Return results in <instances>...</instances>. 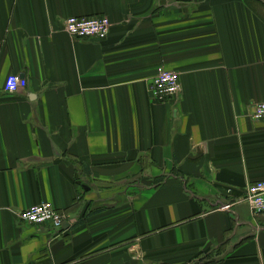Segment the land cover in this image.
<instances>
[{
	"label": "crops",
	"instance_id": "1",
	"mask_svg": "<svg viewBox=\"0 0 264 264\" xmlns=\"http://www.w3.org/2000/svg\"><path fill=\"white\" fill-rule=\"evenodd\" d=\"M162 68L172 104L148 94ZM259 102L264 0H0V264H264ZM43 201L69 225L20 221Z\"/></svg>",
	"mask_w": 264,
	"mask_h": 264
},
{
	"label": "built area",
	"instance_id": "2",
	"mask_svg": "<svg viewBox=\"0 0 264 264\" xmlns=\"http://www.w3.org/2000/svg\"><path fill=\"white\" fill-rule=\"evenodd\" d=\"M110 19L106 16H71L65 20L64 29L75 39L105 38L111 29ZM4 88L6 92L15 93L27 86V79L20 75L11 74L5 78ZM176 72L162 68L148 82V94L150 99L161 103H175L181 99L182 88L179 85ZM251 117L254 121L264 120V102H259L252 107ZM252 206V212L264 213V180L257 181L248 188V198ZM20 221L43 226L51 224L54 228H64L66 219L56 210L50 202H40L29 206L20 214Z\"/></svg>",
	"mask_w": 264,
	"mask_h": 264
},
{
	"label": "trees",
	"instance_id": "3",
	"mask_svg": "<svg viewBox=\"0 0 264 264\" xmlns=\"http://www.w3.org/2000/svg\"><path fill=\"white\" fill-rule=\"evenodd\" d=\"M81 17V16H80ZM86 17H94V16H86ZM101 39H103V38H101Z\"/></svg>",
	"mask_w": 264,
	"mask_h": 264
},
{
	"label": "water",
	"instance_id": "4",
	"mask_svg": "<svg viewBox=\"0 0 264 264\" xmlns=\"http://www.w3.org/2000/svg\"><path fill=\"white\" fill-rule=\"evenodd\" d=\"M65 225H66L65 227H67L69 224L66 223Z\"/></svg>",
	"mask_w": 264,
	"mask_h": 264
}]
</instances>
